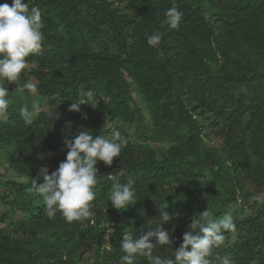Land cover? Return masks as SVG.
<instances>
[{
    "label": "trees",
    "instance_id": "trees-1",
    "mask_svg": "<svg viewBox=\"0 0 264 264\" xmlns=\"http://www.w3.org/2000/svg\"><path fill=\"white\" fill-rule=\"evenodd\" d=\"M27 2L41 9L44 39L23 73L51 108L26 125L20 108L32 98L25 82L17 91L0 80L9 91L0 149L19 173L0 175L13 195L1 194L0 264H120L122 233L139 238L157 227L173 244H156L153 256L174 260L193 218L207 209L217 222L230 215L235 225L210 264L224 256L264 264V197L250 190L264 187V0ZM173 3L182 13L175 30L165 16ZM153 32L162 37L157 47L147 42ZM89 90V104L68 111ZM206 125L220 145L205 138ZM113 130L128 143L111 166L97 164L94 215L69 224L58 211L49 219L42 198L28 191L32 179L65 161L66 135L110 138ZM109 175L135 180V205L112 206ZM159 209L172 215L169 223ZM135 264L149 261L138 256Z\"/></svg>",
    "mask_w": 264,
    "mask_h": 264
},
{
    "label": "clouds",
    "instance_id": "clouds-1",
    "mask_svg": "<svg viewBox=\"0 0 264 264\" xmlns=\"http://www.w3.org/2000/svg\"><path fill=\"white\" fill-rule=\"evenodd\" d=\"M165 16L170 29L179 28L182 13L175 3L166 11ZM43 28L39 7L29 9V3H25V0H12L11 5L0 4V80L16 84L17 91L22 90L20 80L22 72L27 67V58L42 48ZM146 37L152 47H157L162 39L158 32L146 34ZM23 88L35 91L34 85L30 82L24 83ZM8 97V88L0 86V117L8 112ZM86 97V100L73 102L68 111L80 112L81 105L89 104L88 101L93 99V91H87ZM40 111V105L33 103L31 110L26 106L21 107L20 115L26 125H31ZM63 143L67 148L65 161L51 174L47 166L41 167L39 177L32 179L28 191L42 198L44 212L49 219H54L59 211L66 222L71 224L73 221L82 222L94 215L91 209L97 195V164L102 161L106 166H111L114 158L120 157L121 150L126 147L128 141L117 130L112 131L110 138L103 135L93 136L89 131H78L71 138L66 135ZM109 179L114 181L110 193L113 207L127 210L130 205L138 202L135 180L129 178L126 183H121L112 175H109ZM159 217L163 225L173 218L167 210H160ZM109 226V231H113L114 224L111 223ZM234 228L230 215H225L217 222L211 211L208 209L203 211L199 217L193 218L189 230L184 233L182 243L175 250L174 260L153 256L156 244L168 246L173 244L169 231L164 227L148 229L139 238H133L131 233L123 232L120 247L125 254L121 256L120 264H135L138 256L146 257L149 264H210L209 257L213 249L223 243L224 232L232 231ZM217 259L219 264H232L228 256Z\"/></svg>",
    "mask_w": 264,
    "mask_h": 264
},
{
    "label": "rangeland",
    "instance_id": "rangeland-1",
    "mask_svg": "<svg viewBox=\"0 0 264 264\" xmlns=\"http://www.w3.org/2000/svg\"><path fill=\"white\" fill-rule=\"evenodd\" d=\"M4 4L7 3L9 5L12 4V0H1ZM28 79V82H30L31 84L34 85L35 87V81L34 79H29L26 74H24L22 72L21 74V80L20 82H25L28 83L27 81H25V79ZM29 91V95L32 98V101L30 100V98H25L23 100V103L25 104V106L31 110L32 109V105L33 103L39 104L41 108L47 109V108H51V105L47 102V100H41L37 97V94L35 91ZM134 96L137 98V101H140L144 106H146V103L144 101V99H142L140 96H138L136 93H134ZM5 116L0 117V119H5ZM199 118V117H198ZM206 133L204 136L208 141H211V144L214 145H220V138L215 136L214 133H211L209 130L208 125H206L204 132ZM157 145V144H156ZM163 151H165V148L162 149ZM7 153H8V149L6 148H1L0 149V175L3 176V174H5L3 176V179H11V178H18L19 177V173L13 169H11V167L9 166V162H8V157H7ZM252 192L257 193L259 196L264 197V187L260 188V189H255V188H251L250 189ZM1 194H6V195H12L11 191L8 189V187H3L2 183L0 182V212L5 211L6 206L2 203L1 201Z\"/></svg>",
    "mask_w": 264,
    "mask_h": 264
}]
</instances>
